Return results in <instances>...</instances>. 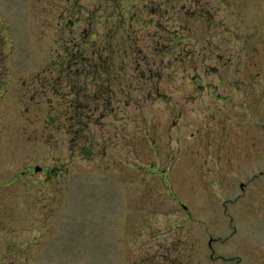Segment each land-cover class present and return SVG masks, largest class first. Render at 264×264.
Listing matches in <instances>:
<instances>
[{
    "label": "rangeland",
    "instance_id": "rangeland-1",
    "mask_svg": "<svg viewBox=\"0 0 264 264\" xmlns=\"http://www.w3.org/2000/svg\"><path fill=\"white\" fill-rule=\"evenodd\" d=\"M0 264H264V0H0Z\"/></svg>",
    "mask_w": 264,
    "mask_h": 264
},
{
    "label": "water",
    "instance_id": "water-1",
    "mask_svg": "<svg viewBox=\"0 0 264 264\" xmlns=\"http://www.w3.org/2000/svg\"><path fill=\"white\" fill-rule=\"evenodd\" d=\"M35 170H36V171H41V170H42V167H40V166H36V167H35Z\"/></svg>",
    "mask_w": 264,
    "mask_h": 264
}]
</instances>
